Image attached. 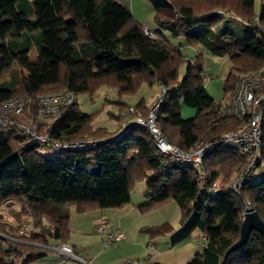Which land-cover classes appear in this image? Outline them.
<instances>
[{
  "label": "trees",
  "instance_id": "obj_1",
  "mask_svg": "<svg viewBox=\"0 0 264 264\" xmlns=\"http://www.w3.org/2000/svg\"><path fill=\"white\" fill-rule=\"evenodd\" d=\"M147 1L154 13L155 33L182 37L187 45L201 44L209 53L229 60L224 94L233 91L236 73L242 70L260 72L264 83V0H259L257 12L254 0ZM142 28L117 0H0V73L14 62L27 72L10 71L8 79L0 82V100L56 90H69L76 98L104 84L118 95H131L142 83H156L166 91L154 124L169 143L187 150L201 139L235 130L238 120L219 114L220 104L206 91L203 55L185 59L180 46L161 36L149 38ZM115 103L126 107L120 98ZM182 103L195 109L193 117L181 116ZM151 105L141 98L134 106L135 116L146 117ZM91 120L75 101L62 109L52 135L72 140L87 134L98 140L114 134L92 128ZM260 131L259 154L264 163V117ZM59 152L45 157L37 146H21L19 136L0 132V207L13 202L29 216L40 233L34 237L39 245L68 241L70 214L65 203L74 204L78 211L121 207L130 201L135 182L144 181L147 201L137 206L139 211L170 200L179 207L181 230L171 237L172 245L200 231L203 249L189 264H264V237L253 230L240 248L225 255L239 237L245 203L264 222V174L244 183L238 193L224 188L200 197L197 169L163 157L150 131L136 125L95 149ZM244 164L245 157L235 148L216 145L204 156L202 169L210 182L222 176L226 185ZM141 230L157 237L170 233L172 227L165 221ZM14 231L10 223L0 221V234L13 237ZM23 236L22 243L0 237L4 264L9 251L25 253L21 264L46 255V249L25 244L29 239Z\"/></svg>",
  "mask_w": 264,
  "mask_h": 264
},
{
  "label": "built area",
  "instance_id": "obj_2",
  "mask_svg": "<svg viewBox=\"0 0 264 264\" xmlns=\"http://www.w3.org/2000/svg\"><path fill=\"white\" fill-rule=\"evenodd\" d=\"M220 12V10H217ZM143 33L154 38L146 26ZM260 72L249 71L240 74L235 81V87L228 94V101L220 107L219 114L238 120L235 130L227 131L212 140L201 139L187 150L180 149L169 143L155 127L154 121L158 106L164 98L166 89L160 85V91L150 107L146 117L135 116L131 124L117 134L105 139H72L61 140L52 135L53 124L61 117L64 107L74 104L76 98L69 90L39 95H17L0 100V132H10L21 138V146L32 144L47 147L57 151H83L95 148L106 140L119 139L124 136L131 125L147 128L152 134L155 145L160 154L170 161L192 165L199 172L198 196L215 195L222 189L238 193L244 183L251 181L254 176L264 174V163L259 154L261 147V122L264 117V83ZM128 110L133 112L132 106ZM216 145L230 146L236 149L241 157H245V164L234 173L231 180L223 185L221 178L209 180L202 169L204 156ZM245 211L253 210L249 203H245ZM108 221L101 217L97 220L95 232L104 237V244L115 243L123 237V233L108 229ZM60 254L76 259L71 247L63 243L58 248ZM16 252L4 254L6 264H21L24 254L17 258ZM125 261L121 264H129ZM87 264V263H84Z\"/></svg>",
  "mask_w": 264,
  "mask_h": 264
},
{
  "label": "crops",
  "instance_id": "obj_3",
  "mask_svg": "<svg viewBox=\"0 0 264 264\" xmlns=\"http://www.w3.org/2000/svg\"><path fill=\"white\" fill-rule=\"evenodd\" d=\"M119 3L126 6L130 12L132 13V16L136 21L142 24V26H146L150 32H152L155 37H163L167 39L171 44L180 46L182 50V54L185 59H190L194 57L196 54L201 53L205 59V64L208 62L211 64L217 63L219 59H226L224 56H217L209 53L201 44H197L195 46L187 45L184 43L183 39H178L177 37H172L170 35H166L161 32V34L155 33L157 31V28L153 26V10L150 5V3L147 0H117ZM175 40H178V43L175 44ZM183 40V41H181ZM32 51V50H31ZM30 51V52H31ZM30 55V53H29ZM35 55V54H34ZM204 66V70H205ZM225 77V76H224ZM209 78V75L205 76V79ZM155 84V83H153ZM152 86V84H149ZM205 86V84H204ZM159 84L156 85V88L152 89L150 87L149 89H142V86L138 90V93L134 96L130 95H124L120 99L121 101L126 103V106H135L137 101H139L141 98L144 100L145 104L150 106L151 103L154 101L155 96L159 93L160 88ZM206 88V87H205ZM208 93V92H207ZM224 93V92H223ZM209 94V93H208ZM210 95V94H209ZM224 95H228V93H225ZM130 96V97H129ZM211 96V95H210ZM212 97V96H211ZM213 98V97H212ZM214 100V99H213ZM227 103V102H226ZM225 102L220 103V107L224 105ZM186 105L183 103L180 105V112L181 116L183 118H190L195 115V109L184 108ZM118 116L115 118V124L113 130H106L110 132H114L118 130L121 126L127 125L131 123L134 119L135 114L130 112H118ZM221 178L223 182V177L218 176ZM137 185V184H136ZM224 185V184H223ZM137 190V191H136ZM134 191L138 194L146 195V187L144 181H141V183L138 182V187L136 189L134 188ZM134 195H132V191L130 192V201L133 200ZM137 201L139 198H136ZM117 208H105L102 209H92L88 211H78L77 207L74 204L65 203L64 206L68 208L69 210V220H68V227L70 230V236L68 241L66 242L69 244L72 248L73 254L76 257V259H72L78 264H119L120 261L128 258H131L133 262H130L129 264H189L191 260L195 257L196 254L202 252V239L200 231L194 230L191 237L187 239L186 241L172 245L170 243V239L172 237V234L168 233L163 236H157V237H151L148 235V237H143L137 240V233H133L131 228L139 227L140 219L138 215L134 213L137 205L130 204V208L124 209V207L128 204ZM144 203V202H143ZM142 204V203H141ZM73 206H75V222L73 225L75 228L78 226V232H74L75 228L71 225V219L73 216ZM106 210V211H105ZM124 210V211H123ZM129 210V211H128ZM130 212V213H129ZM111 215V216H109ZM102 216L107 217H113V216H119L121 220H118L117 222H112V230L115 231H122L125 234V238L122 240H119L117 243H114L108 248L102 247L97 241L95 240H87L84 242V244H79L76 240L81 238L80 233L82 232V236L87 234L89 230L94 231V225L95 222L101 218ZM81 219L78 222L76 220ZM85 220L87 227L85 230L81 229L79 227V224H82L81 221ZM129 221V223H128ZM129 227V228H128ZM144 227V226H142ZM131 231H132V238H131ZM79 233L78 236L80 237H72V234ZM88 238H91L90 236ZM147 239V240H146ZM25 244H32L36 247H39L40 249H44V245H39L35 242H24ZM59 242L57 240H50L49 249L53 252H56L55 250L51 249L52 246L57 245ZM46 247V248H47ZM49 251H45L47 253ZM57 256L54 255H45L42 256L43 258L52 257L53 260L49 262L48 264H66L64 263V260L67 258H63L61 254L56 252ZM41 257V258H42ZM126 257V258H123ZM38 260V259H37ZM0 264H4L0 260Z\"/></svg>",
  "mask_w": 264,
  "mask_h": 264
},
{
  "label": "rangeland",
  "instance_id": "obj_4",
  "mask_svg": "<svg viewBox=\"0 0 264 264\" xmlns=\"http://www.w3.org/2000/svg\"><path fill=\"white\" fill-rule=\"evenodd\" d=\"M259 4H260L259 0H254V12H257L259 10ZM153 26L156 27V25L154 23H153ZM163 33H165L166 35H169L165 31H163ZM153 36L155 37L154 34H153ZM255 36H257V35L255 34ZM177 38L178 39H183L182 37H177ZM181 41H183V40H181ZM174 42L176 44V43H178V40H175ZM34 54H35V50L33 49L30 52V58L33 57ZM205 66L206 67H205V73H204V84H205V87H206V91L213 97V99H214V101L216 103H218V104L223 103V102L226 103L228 101V95H224L223 90H222V84H223V78L226 75V73L228 71V68L230 66L229 60L225 59V58L224 59H219L217 61V63L211 64V63L208 62V64L206 63ZM12 69H18V70H20L22 72V74L23 73L27 74V72L24 69L20 68L19 65L14 62L9 68L4 69L0 73V82L5 81L6 79H8L9 73H10V71ZM245 72H246L245 70L237 72L236 73L237 77L240 74H243ZM183 73H184V66L182 65L179 68V78L182 77ZM207 75H209V78L205 79V76H207ZM156 85H157L156 83L152 84V86L149 85L148 83H142L140 85V87L142 86V89H149L150 87H152V89H154V88H156ZM140 87H139V89H140ZM138 90H137V92L135 94L138 93ZM58 91L56 90V91H53V92H46L45 94L56 93ZM135 94H131L130 96H134ZM124 95H129V94L125 93V94L118 95L117 90L115 88H111L110 86L104 84V85H100L99 87L95 88V90L93 92H90V93L89 92H82V93L77 94L76 95V102H77V106H78L79 110L83 114L91 115V118H92L91 127L92 128L102 127V128H106L107 130H113L114 129V124H115V121H116L115 117L119 115L118 112H126V113H130L131 112V111L128 110V107H129L128 105L124 109H122V107L118 108V106L115 103L118 100V98H121ZM156 96H155V98H156ZM154 101H155V99H154ZM153 102H152V104H153ZM184 108H186V106ZM188 108H191V107H188ZM133 109H134V106H133ZM192 109H194V108H192ZM132 113L135 114L134 111ZM136 116H138V115H136ZM129 124H131V123H129ZM129 124H127V126H129ZM125 127H126V125L121 126L118 130L114 131L113 135L117 134L118 132L123 130ZM79 138L91 139V138H89V136H87V134L86 135H82ZM96 147H98V145ZM95 148H92V149H95ZM89 150L90 149L87 148L86 150H83V151H89ZM37 152L39 154L45 156V157H48V158L55 157V156L60 154L59 151L54 150V149H50V148H47V147H38L37 148ZM256 178H257L256 176L253 177V182L256 180ZM138 182L141 183V181H138ZM138 182H135V184H134V186H133V188L131 190L132 191V195H134L133 198H132L133 200H131V202L128 203L124 207V209H127L128 207L130 208V204L131 203L134 204V205H137L140 202L143 203V202L147 201L146 200V195H143V194H138L137 195V192H136L137 190L134 191V188L136 189V187H138ZM136 198H139V200L137 201ZM115 208H117V207H115ZM18 209H19V207L13 202L8 203L7 205H4V206L0 207V221L6 222V223H10L12 228L15 229V231L12 233L14 235L13 237H6V236H4L2 234H0V237L2 239H5V240L7 239V241H9V242L22 243L23 240L25 239L24 238L25 236H23V235H27L29 240H25L24 242H35V243H37L35 241L34 237H37L38 235H40L38 229L36 227H34L33 224L31 223V218L29 216H25V214H21ZM99 209L104 210L105 208H99ZM71 210L73 211V216H72V219H71V221H72L71 225L73 226V225H75L74 224L75 215H76V214H74L75 213V206H73V209H71ZM134 213L136 215H138V217L140 219L139 222H140L141 225L139 227H136L135 229L131 228L130 230H132L133 233H137L138 234L137 235V240L140 239V238H143V237H148V234L146 232H144L143 230H141L142 226L159 225V224H161V223L166 221L172 227V231L170 232L172 234V237L175 234H177V232H179L181 230V226H180L181 213H180L179 207L177 206V204L173 200H170V201L165 202L163 204H159V205H157V206H155V207H153L151 209H148L146 211H139L138 208L136 207ZM109 216H111V215H109ZM102 217L105 218L108 221V224H109L108 225V229H112L111 228V226H112L111 223L112 222H117L118 220H121L119 218V216L109 217L108 219H107V217H104V216H102ZM81 219H84V218H80V219L76 220V222L79 223V221ZM81 223L82 224H79V227L81 229L85 230V228L87 227V224H86L85 220L81 221ZM128 223H129V221H128ZM96 224H97V221L95 222L94 231L93 232H92V230H89L87 232V234H85L84 236H82L84 233L82 234V232H81L80 233L81 238L77 239L76 241L79 244H84V242H86L89 239L95 240L97 242L100 241L99 244L102 247H104V248H108L111 245H113L114 243H111L109 245H105L104 244V237L98 235L95 232ZM77 229H78V226L73 231L74 232H78ZM132 231H131V234H130L131 238H132V234H133ZM118 232L123 233L122 231H118ZM78 235H79V233H76V234H72L71 236L72 237H80ZM69 236H70V232H69ZM89 236L91 238H88ZM124 238H125V234L123 233V237L121 238V240L124 239ZM115 243H117V242H115ZM62 244L63 243H60V244L58 243L57 245L52 246L51 249L55 250L56 252H58L60 254V251L58 250V248ZM46 247L47 246H45L43 248L46 249L45 251H49V252L46 253L47 255L57 256L56 252H53L52 250H47V249H49V247H47V248ZM71 250H72V248H71ZM16 253H17L16 254L17 258L22 256V254L25 255V253H21V252H16ZM64 257H66V256H64ZM67 258H69V257H67ZM123 258H126V257H123ZM37 259L32 261L29 264H48L49 262H51L53 260V258L49 257V256L47 258L39 257ZM131 260H132L131 258L127 257L126 259L120 261L119 264H121V263H123L125 261L133 262ZM64 263H66V264H78L77 262H75L71 258L64 260Z\"/></svg>",
  "mask_w": 264,
  "mask_h": 264
},
{
  "label": "water",
  "instance_id": "obj_5",
  "mask_svg": "<svg viewBox=\"0 0 264 264\" xmlns=\"http://www.w3.org/2000/svg\"><path fill=\"white\" fill-rule=\"evenodd\" d=\"M252 230L264 237V222L255 210H248L242 215L238 239L226 250L225 255L240 248L246 242Z\"/></svg>",
  "mask_w": 264,
  "mask_h": 264
}]
</instances>
